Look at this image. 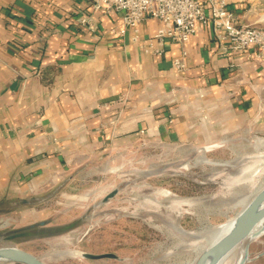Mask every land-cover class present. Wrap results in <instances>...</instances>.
I'll list each match as a JSON object with an SVG mask.
<instances>
[{"label": "crops", "instance_id": "obj_1", "mask_svg": "<svg viewBox=\"0 0 264 264\" xmlns=\"http://www.w3.org/2000/svg\"><path fill=\"white\" fill-rule=\"evenodd\" d=\"M92 1L0 0V211L159 147L247 150L264 137V61L223 55L212 25L185 47L141 53L129 32L113 34L122 15ZM228 1L239 25L264 23V0ZM158 27L147 19L144 38Z\"/></svg>", "mask_w": 264, "mask_h": 264}, {"label": "rangeland", "instance_id": "obj_2", "mask_svg": "<svg viewBox=\"0 0 264 264\" xmlns=\"http://www.w3.org/2000/svg\"><path fill=\"white\" fill-rule=\"evenodd\" d=\"M260 138L253 137L247 150L245 144L234 150V143L207 153L193 146L174 151L159 147L128 157L116 171L77 178L49 199L43 192L32 206L0 211V235L40 222L48 224L35 231L78 220L80 225L51 237L0 238V247L21 249L45 264H190L208 246L207 239L212 240L210 230L231 223L243 210L241 202H250L258 187H264V145L256 142ZM202 155L212 164L196 162ZM114 189L117 196L101 205ZM69 251L112 253L119 260L62 256ZM250 255L248 264H264V233L251 242Z\"/></svg>", "mask_w": 264, "mask_h": 264}, {"label": "built area", "instance_id": "obj_3", "mask_svg": "<svg viewBox=\"0 0 264 264\" xmlns=\"http://www.w3.org/2000/svg\"><path fill=\"white\" fill-rule=\"evenodd\" d=\"M91 9L94 13L121 14L122 25L113 34L125 36L129 32L132 44L144 54L162 56L166 41L185 47L201 26L212 25L223 55L243 53L264 61V26L239 25L228 0H93ZM147 19L158 21L159 27L155 35L144 38L142 26ZM80 23L95 28L90 17H83ZM186 56L183 50L173 61L178 71L186 69Z\"/></svg>", "mask_w": 264, "mask_h": 264}, {"label": "water", "instance_id": "obj_4", "mask_svg": "<svg viewBox=\"0 0 264 264\" xmlns=\"http://www.w3.org/2000/svg\"><path fill=\"white\" fill-rule=\"evenodd\" d=\"M212 149H214V147H207L204 148L203 151L206 153ZM118 193V189H114L107 193V195L102 199L101 205L109 203L117 196ZM36 201H39V199H23L19 201L17 205L32 206ZM237 217L238 218H236L237 221L234 227L220 238L216 240L214 239L215 242H212L211 240L209 242V244L212 242L211 245L209 246L208 244V246L199 253L194 264H223L228 256H230L236 248L242 244L244 246V254L236 264H248L251 261L250 244L254 239L264 233V188L261 192L253 196L249 204L243 208ZM80 223L81 220H78L63 227L35 231V228H44L48 224V222H40L36 225L16 230L9 236H6L5 234L0 235V238L5 241H12L31 237H51L70 232L78 227ZM260 229L263 232L259 231ZM81 253L82 258L91 261H100L105 259L119 260V257L112 253ZM0 261L16 264H45L39 258L28 252L6 245L0 247Z\"/></svg>", "mask_w": 264, "mask_h": 264}, {"label": "bare ground", "instance_id": "obj_5", "mask_svg": "<svg viewBox=\"0 0 264 264\" xmlns=\"http://www.w3.org/2000/svg\"><path fill=\"white\" fill-rule=\"evenodd\" d=\"M254 141V140H253ZM258 143V145H264V139L263 138H260V139H257L256 141ZM253 143V142H252ZM257 145V146H258ZM255 146V145H253ZM260 151V150H259ZM198 163H202V164H212L208 158L205 156V155H202L201 157L198 158V160L196 161ZM188 165V164H187ZM252 173V172H251ZM264 187H258V189L255 191V193H253L254 195L258 194L259 192H261V190L263 189ZM259 191V192H258ZM258 192V193H257ZM160 194H163L164 196H166L167 198H173L171 197L172 195L169 193V192H161ZM253 195V196H254ZM154 198V197H153ZM176 198V197H175ZM253 198V197H252ZM160 202V201H159ZM161 203V202H160ZM159 203V204H160ZM249 204V202L247 203V201L245 202H241L240 205H244L243 208H245L247 205ZM166 206V205H165ZM238 218V217H237ZM237 219H234L231 223H228L227 225L225 224L224 226H221V227H218V228H214L213 230L211 229L210 230V233L208 234L209 236H212V242H215L216 239L220 238L222 235L228 233L235 225ZM5 225V224H4ZM261 231V229L259 230ZM263 232V231H261ZM76 235H74L75 237ZM209 238V237H208ZM215 239V240H214ZM209 243L210 238L207 239ZM211 242V243H212ZM211 243L209 244V246L211 245ZM4 246V245H3ZM204 247V245L202 247H200L199 249L201 250L202 248ZM244 254V246L243 244L240 245L238 248H236V250L230 255L228 256V258L225 260V262L223 264H228V262L230 263H237L243 256ZM62 256H79L82 258V253L81 252H72V251H69V252H66L64 254H62ZM237 258V260H235ZM235 260V261H234ZM195 260L193 262H191L190 264H194ZM212 264V263H210Z\"/></svg>", "mask_w": 264, "mask_h": 264}]
</instances>
